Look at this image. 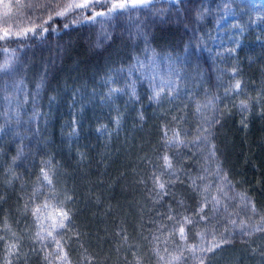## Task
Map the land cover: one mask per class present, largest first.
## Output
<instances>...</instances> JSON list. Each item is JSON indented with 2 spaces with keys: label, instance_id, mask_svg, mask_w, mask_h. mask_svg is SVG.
Returning a JSON list of instances; mask_svg holds the SVG:
<instances>
[{
  "label": "trees",
  "instance_id": "trees-1",
  "mask_svg": "<svg viewBox=\"0 0 264 264\" xmlns=\"http://www.w3.org/2000/svg\"><path fill=\"white\" fill-rule=\"evenodd\" d=\"M12 1L13 33L48 18L39 6L48 0H21L31 8ZM232 1L230 38L219 47L212 38L224 0H154L132 16L99 23L81 11L68 29L55 19L48 27L58 25V31L26 40L19 50L15 42L0 50V65L9 64L7 74L0 72V235L22 249L15 264H60L55 245L47 246L51 238H37L39 223L48 221L34 224L30 211L25 215L26 205L44 203L49 195L37 179L42 167L56 184L48 203L63 201L71 209L73 228L61 240L70 264H166L157 251L166 260L183 251L187 264L211 256L204 264H215L223 252L248 246L256 250L253 263L264 264V233L251 230L264 226V15ZM154 54V71L176 82L172 96L159 100L151 99L146 79ZM233 69L240 94H226ZM164 131L183 143H165ZM162 153L173 160L179 179L163 175L164 195L158 196L153 174L161 171ZM205 195L218 201L205 208L211 224L207 230L202 223L189 225V239L177 250L163 229L173 223L167 214L196 222ZM248 201L258 214L248 210ZM121 202L149 209L135 216L123 213ZM241 221L250 235L240 230ZM224 236L228 242L214 253L195 248L193 258L186 250L207 248Z\"/></svg>",
  "mask_w": 264,
  "mask_h": 264
},
{
  "label": "snow or ice",
  "instance_id": "snow-or-ice-1",
  "mask_svg": "<svg viewBox=\"0 0 264 264\" xmlns=\"http://www.w3.org/2000/svg\"><path fill=\"white\" fill-rule=\"evenodd\" d=\"M17 7H33V5H22L21 0H15ZM179 2V0H177ZM154 3V0H48L47 3L43 5H39L43 7L45 11L48 13V18L43 20L42 23L37 26L29 27L28 29L24 30L21 34L20 32L13 33L11 26H4L0 27V50L7 52L8 48L12 46V44L16 43V49L19 50L21 44H23L26 40H32L33 42L37 37L43 39L46 34L51 32H55L59 30L60 26L48 27V25L55 19L63 20L62 27L64 29H68L69 27L74 26L72 21L75 20V17L80 15L81 11L87 14V21L92 23H99L102 20H111L116 19L122 16H132L138 10L144 9L149 7L151 4ZM4 12V17H9L12 9L13 3L12 0H3L2 4ZM74 15H70L73 14ZM7 24V21H5ZM31 33V35H29ZM170 59V57H168ZM156 64L155 54L151 59V65H149L150 71L153 72L151 76H147L146 79L149 82V86L152 89L151 99L159 100L162 94H166L168 96H172V94L176 91L174 85L175 80L171 78V76L161 77L158 72H155L152 68V65ZM9 71V64L7 61L3 65H0V72L7 74ZM230 79L235 80V83L231 85V87L226 89L227 93H236L240 94L242 91V85L240 80L236 76V70H232V75ZM157 80L159 82H157ZM111 92H120L123 89L112 88L110 89ZM133 94H134V87H133ZM5 99H9V97H4ZM235 98V97H234ZM264 99V97H261ZM211 103V101H209ZM264 107V105H262ZM240 108L242 110H246L248 108V102L246 100H242L240 102ZM200 110V103L197 101V111ZM264 115V112H262ZM218 118L213 120L211 123L215 124L218 123ZM119 123V120H117ZM211 124L209 125V129H205L208 133V136H204L203 140L207 141L208 137L211 135L210 132ZM0 131H3V128H0ZM165 137V143L171 144H182L183 141L179 139H170L168 138L167 131L163 133ZM180 132H174L173 137H179ZM200 139V137H198ZM19 156L13 158V163L15 160L18 159ZM160 168L161 171L159 174L154 173L153 179L155 181L156 187L160 190L157 195L162 196L164 195L165 189V181L161 179L163 175H167L169 180L174 182L175 180L179 179L176 176V170L173 166V160L170 159L167 153H162L160 155ZM221 176L225 182L227 181V175L221 172ZM39 183L44 186L43 190L48 192L49 195L44 196V203L36 204L34 207L26 205L25 206V215L28 214L30 211L31 216L35 218L33 223H37L43 220L48 221L47 225L43 223H39V230L37 231V238L38 239H47L51 238V242L47 245L51 247L53 244L55 245V251L53 253L55 260L59 261L60 264H70L69 255L64 251V244L61 243L64 235L73 228V218L71 215V209H65V204L63 201L57 202L55 205H51L48 201H51L56 195V184L52 175H50V171L46 170L45 168H40L39 175L37 177ZM37 192H40L43 195L41 189H37ZM207 191V189H205ZM36 195V192L33 193V196ZM71 199V197H69ZM242 200H246L247 198L241 196ZM210 202L218 203L216 197H211L205 195L203 197V203L200 204L199 212L197 215L199 219L196 222H193L191 218L184 217L181 220L177 216H173L172 214H167V219L169 221H173L171 225L164 224L163 229L169 230V234L173 238V240L177 244V250H179L182 245L179 241H188L189 235L192 232V228L189 225L195 226L196 224H201L207 230L209 225L211 224V218L209 217L208 213L205 211V208L208 206ZM250 204V201L246 203V207ZM51 209V211H49ZM248 210L251 211L253 214H258L255 205H251L248 207ZM261 221H264V216H261ZM232 224H236V221H231ZM249 228V225L245 224L243 221L240 222V230L243 232L244 235H250L249 231L246 229ZM6 230L7 226H6ZM45 236L41 237V231H45ZM252 231H257L264 233V226L254 225L251 226ZM201 236V240L204 239V233L199 234ZM179 238L177 241L176 238ZM153 239L159 240L160 236H156ZM228 237H222L221 241H216L215 243H211L208 245L207 248L201 245H191L186 248L188 252L193 253V258L195 257V248H201L202 251H206L208 253H214L216 249L222 246V243H227ZM7 244V247L4 248V254L0 256V264H15L13 257H19L22 254V249L20 248L18 243L15 242H8L6 241V237L4 235H0V247H4ZM35 250V249H34ZM167 251V249H165ZM156 255L159 257V260H165L166 264H172V261H175L176 264H187L189 257L184 255L183 251H180L178 255H175L171 258V260H166L164 256H159V252H156ZM211 256L205 257L200 256L197 259L199 260V264H204L205 259H211ZM91 264V261L88 262ZM133 264H142L141 259H137L133 262Z\"/></svg>",
  "mask_w": 264,
  "mask_h": 264
},
{
  "label": "rangeland",
  "instance_id": "rangeland-1",
  "mask_svg": "<svg viewBox=\"0 0 264 264\" xmlns=\"http://www.w3.org/2000/svg\"><path fill=\"white\" fill-rule=\"evenodd\" d=\"M240 3H246L254 11H258L259 15H264V0H239ZM3 0H0V4H2ZM224 4L222 5V9L220 12L219 19L217 21V25L215 27V32L212 38V44L214 46H221L226 44L230 38V21L233 19V6L235 4L232 0H224ZM13 3V1H12ZM4 9L3 6L0 5V27L11 26L13 23V19L10 17H4L3 15ZM7 21V24L5 23ZM232 72H230L228 79L231 82V85L235 83V80L230 79ZM141 144H139V148H141ZM124 191H126V187H124ZM125 194V193H124ZM127 195V194H125ZM126 197V196H125ZM122 203V202H121ZM121 206L127 209L126 212L123 213H133L135 216H143L142 212L147 211L148 206L144 205L142 202L130 203H122ZM121 206L117 207V212L122 213ZM134 206V207H133ZM129 215V214H127ZM126 215V217H128ZM125 217V218H126ZM144 217V216H143ZM256 250L252 247L248 246L246 249H230L229 251L223 252L218 256L215 264H254L252 261V257ZM120 258V257H119ZM123 261V259H121ZM120 262V261H119Z\"/></svg>",
  "mask_w": 264,
  "mask_h": 264
}]
</instances>
